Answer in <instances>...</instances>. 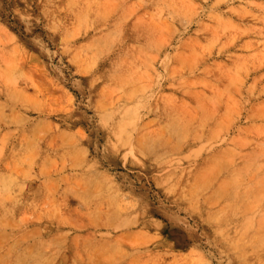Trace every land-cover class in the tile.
<instances>
[{
    "label": "rangeland",
    "instance_id": "374dc122",
    "mask_svg": "<svg viewBox=\"0 0 264 264\" xmlns=\"http://www.w3.org/2000/svg\"><path fill=\"white\" fill-rule=\"evenodd\" d=\"M0 264H264V0H0Z\"/></svg>",
    "mask_w": 264,
    "mask_h": 264
}]
</instances>
